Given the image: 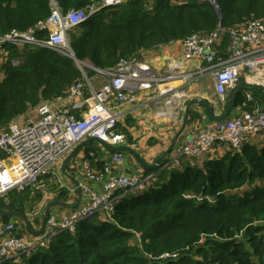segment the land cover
<instances>
[{
	"label": "trees",
	"instance_id": "trees-1",
	"mask_svg": "<svg viewBox=\"0 0 264 264\" xmlns=\"http://www.w3.org/2000/svg\"><path fill=\"white\" fill-rule=\"evenodd\" d=\"M176 1L157 0L148 8L147 0H128L124 11L91 14L69 33L76 57L109 70L122 59H140L147 50L193 33L264 18V0H217L222 17L208 0ZM53 2L66 13L102 0H0V36L35 28L52 14ZM37 35L48 39L49 31ZM227 40L225 35L223 47ZM5 57L9 74L0 80L2 129L41 102L65 97L84 79L72 57L44 46L6 42L0 45V60ZM87 71L94 83L102 81L95 69ZM261 105L264 91L244 87L235 92L232 110L253 111ZM203 119L202 113L190 110L188 123ZM94 143L85 146L88 163L103 169L108 160L98 157ZM184 163L161 170L139 194H119L111 218L95 214L81 220L74 232L61 231L0 264H264V144L248 141L240 152L225 148L202 165ZM49 178L59 189L52 174L42 183ZM60 191V198L67 195L65 188ZM43 199L42 190H11L0 197V207L29 217L27 212ZM2 220L9 223L10 217L2 215ZM165 253L176 257L162 258Z\"/></svg>",
	"mask_w": 264,
	"mask_h": 264
},
{
	"label": "built area",
	"instance_id": "built-area-1",
	"mask_svg": "<svg viewBox=\"0 0 264 264\" xmlns=\"http://www.w3.org/2000/svg\"><path fill=\"white\" fill-rule=\"evenodd\" d=\"M127 1L102 0L100 5L66 13L53 2L52 14L35 28L12 30L0 36V45L6 42L40 45L72 57L84 76L82 81L71 86L65 97L43 101L18 116L7 128H0V197L11 190H41L42 179L48 174L59 179L66 156L88 138L98 137L111 146L127 143V136L120 128L124 107L136 101L140 92L155 88L157 114L178 123L185 108L187 88L194 82L201 83V90H207L211 82L213 95L226 102L229 91L240 83L242 76L264 85V18H252L231 29L219 26L209 34L196 32L187 36L180 40L185 50L183 60H170L163 71L141 58L122 59L109 70L96 69L88 60L78 59L70 41V31L91 14ZM208 1L219 9L217 0ZM45 30L49 31V38L41 40L37 32ZM225 35L228 45L223 47ZM18 63L14 61L15 65ZM91 68L102 77L99 85L88 77L87 70ZM247 96L253 98L250 92ZM238 112L231 118L199 128L191 140L175 145L164 165L180 167L184 157L193 158L202 165L217 145L240 152L252 136L264 137V109L240 108ZM3 154L17 161L7 164ZM113 157L115 163L123 160L120 152ZM86 173L90 178L100 179L90 164ZM150 178L152 176L119 173L107 181L101 192L83 186V191L89 193L87 202L60 217L51 214L45 231L36 240L16 232L15 223H7V235L0 239V263L8 257L30 252L61 231L74 232L81 220L95 214L111 218L119 194L143 192ZM163 257H176V254L165 253Z\"/></svg>",
	"mask_w": 264,
	"mask_h": 264
},
{
	"label": "crops",
	"instance_id": "crops-1",
	"mask_svg": "<svg viewBox=\"0 0 264 264\" xmlns=\"http://www.w3.org/2000/svg\"><path fill=\"white\" fill-rule=\"evenodd\" d=\"M174 1L178 2L176 0ZM153 4L154 0H150L149 4H147V7L150 8ZM184 53V45L182 44V42L177 41L173 45H162L152 50H147L142 53L141 59L151 63V65L154 66L158 71H163L170 60H183ZM8 59L9 58L5 57L3 58V60H0L2 61L0 63V80L5 79L9 74V70L4 66ZM242 78L246 82H251V79L246 78V76H242L241 79ZM187 93L188 95L184 104L185 108L180 113V116L177 120L178 123H174V120H172L170 117L159 116L157 114L155 105L157 90L155 88L149 91L140 92L137 96L136 101L128 103L124 107L125 116L120 123V128L127 131V144L134 148L147 164H155L160 158H163L161 164L159 165L160 170L150 169L152 171L148 173V168H144L129 152H121L123 158L122 162L115 163L113 160L114 153L108 152L99 143L100 146L96 147L99 151L98 157L100 159H107L108 162H106L107 164L103 169L98 167L97 165L94 166L95 163L92 164V171L100 176L99 180H95L93 178H90L86 173V169L89 163L86 154V148L83 147L79 150V152L67 166V171L73 177L72 179L67 178L61 171L62 175L59 176V179H56L59 189L56 187L53 188L52 185H50L51 183L55 182V179L49 178L48 180H44V184L41 189L44 194L43 201L39 203L35 210L27 212L29 217L32 218L33 227L35 229L40 228L41 220L39 218V214L46 209L48 204L54 203L56 201L64 202L69 205L76 203L78 199V188L73 179L81 184L82 188L83 186L87 185L90 190H94L97 192H101L107 181L111 177L119 173L125 175L152 176V178L154 179V177L161 170L166 168L164 162L168 155L167 150L170 148L176 133L182 126L186 113V106L190 101L201 98L209 100L212 104H214L215 112L217 115L223 114L225 110L226 104L222 103V101L218 100V98L213 95L212 86H209L207 90H201V83L194 82L188 86ZM239 109L240 107H237L232 110L230 118L238 114ZM259 109H264V105H261ZM190 110L199 111L204 115V119L200 123L187 122L185 129L176 141V146L188 142L190 136L196 134L199 128L214 123L209 117L206 109L194 104L193 106H191ZM250 140L253 142L255 141L259 145L264 144L263 136H252ZM225 148L226 147L222 145L215 146L210 153V157H217L222 155ZM3 156L6 158L7 164L11 165L17 161L15 157H6L5 154H3ZM182 162L197 164L196 160L189 157H184ZM61 188H65L67 190V195H62V198H60ZM88 194L89 193L83 191V198L80 202L81 204L87 202L89 197ZM73 209L70 207L54 204L51 209V214H55L60 217L63 214L70 213ZM9 222L15 223L18 229L23 234H25L28 239L36 240L40 237V235H37L30 231L25 225L23 219L20 217H10ZM6 224L7 223L2 220V214L0 213V239L4 238L7 235V232L5 231Z\"/></svg>",
	"mask_w": 264,
	"mask_h": 264
},
{
	"label": "water",
	"instance_id": "water-1",
	"mask_svg": "<svg viewBox=\"0 0 264 264\" xmlns=\"http://www.w3.org/2000/svg\"><path fill=\"white\" fill-rule=\"evenodd\" d=\"M219 15L222 17V12L220 9H218ZM244 87H251V88H255V89H260L262 91H264V85L263 84H256V83H250V82H242L237 84L234 88H232L230 90L229 93V98L228 101L226 103L225 106V110L223 112V114L221 115H217L215 112V107L214 104H212L209 100L207 99H194L192 101H190L187 106H186V113L184 116V120L182 123V126L180 127V129L178 130V132L176 133L174 140L170 146V148L167 150V153H171L173 148L175 147L176 141L178 139V137L180 136V134L183 132V130L186 127V124L188 122V117H189V112H190V108L191 106L198 105L204 109L207 110L209 117L211 118V120L213 122H219V121H223L227 118L230 117L231 115V111H232V107H233V101H234V95L235 92L241 88ZM193 135L190 136L189 140H191ZM92 142H98L100 143L108 152L110 153H116V152H129L130 154H132L137 160L138 162L144 167V168H148V169H157V167L161 164V161L163 158H160L157 163L155 164H147L142 157L139 155V153L132 148L130 145H128L127 143L120 145V146H111L109 143L105 142L104 140L98 138V137H91L88 138L87 140L82 141L81 143H79L77 146H75L73 148V150L66 156V158L64 159L62 166H61V171L62 173L67 177V178H73L67 171V166L70 163V161L75 157V155L79 152V150L83 147H85L86 145H88L89 143ZM74 183L77 185L78 188V199L76 201V203L69 205L66 204L64 202H59L56 201L54 203H50L47 205L46 209L41 212L39 214V218L41 220V225L39 229H35L32 225V218L28 217L25 213L20 212V211H5L0 207V213L4 216H9V217H20L23 219L25 225L27 226V228L32 231L33 233L37 234V235H41L43 234V232L45 231L46 228V224H47V220L48 217L51 215V209L53 207L54 204L59 205V206H65V207H70V208H76L82 198H83V188L81 186V184H79L75 179H73Z\"/></svg>",
	"mask_w": 264,
	"mask_h": 264
},
{
	"label": "rangeland",
	"instance_id": "rangeland-1",
	"mask_svg": "<svg viewBox=\"0 0 264 264\" xmlns=\"http://www.w3.org/2000/svg\"><path fill=\"white\" fill-rule=\"evenodd\" d=\"M149 1L150 0H147V2L149 3ZM157 0H154V3L156 2ZM185 1H188V0H185ZM148 3H145V5L146 4H148ZM126 4V3H125ZM142 6H144L143 4H142ZM124 9H125V5L123 4V5H120V6H116V7H111V8H107V9H104V14H105V16L108 14V13H110V12H112V11H114V10H120V11H124ZM70 36V35H69ZM89 62V61H88ZM100 79L99 78H97V80H96V82H95V85L96 84H99L100 83ZM203 82H205V81H203ZM208 84H210V86L212 85L211 84V82H209ZM218 100H220L219 98H218ZM228 101V100H227ZM222 103H227L226 101H222ZM95 144V146L96 147H99L100 146V144L98 143V142H95L94 143Z\"/></svg>",
	"mask_w": 264,
	"mask_h": 264
}]
</instances>
